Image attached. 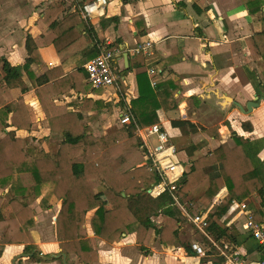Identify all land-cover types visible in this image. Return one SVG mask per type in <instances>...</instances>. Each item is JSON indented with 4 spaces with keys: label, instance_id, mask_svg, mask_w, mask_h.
Returning <instances> with one entry per match:
<instances>
[{
    "label": "trees",
    "instance_id": "16d2710c",
    "mask_svg": "<svg viewBox=\"0 0 264 264\" xmlns=\"http://www.w3.org/2000/svg\"><path fill=\"white\" fill-rule=\"evenodd\" d=\"M242 1L249 15L262 22V31L247 42L253 57L264 61L263 0ZM85 2L80 1L81 7ZM80 8L70 11L65 2L49 4L35 24V34L28 37L26 63L30 67L42 64L43 48L52 46L60 58L58 65L33 80L50 132L62 137L55 154L34 157L26 151L23 138L17 136L18 131H30L33 121L21 92L11 84L19 79L20 73L6 59L1 62L0 188L6 194L0 196V228L5 229L9 242L24 244L25 252L33 253L30 259L34 262L55 260L37 251L38 239L32 230L36 212L28 203L34 197L42 211L60 205L54 224L56 241L63 254H75L82 264L99 261L88 226L95 236L110 244L135 234L138 249L146 254H150L153 240L176 249L184 247L180 238L185 217L182 210L189 215L205 211L225 188L227 195L207 220L206 232L214 241L225 239L239 244L240 230L228 226L232 202L257 195L260 207L264 208V159L259 157L264 150V138L243 142L233 135L231 142H222L213 151L215 165L197 169L195 154L202 144H195L190 137L201 132L221 140L219 128H201L189 119L172 122L171 126L180 131V137L173 139V143L185 142L177 150L186 171L177 191L156 193L161 178L154 170L139 167L147 150L134 141L133 132L137 127L160 123V112L179 109L176 95L181 82L173 75L164 76L160 69L150 77L144 56L130 55L128 67L119 73L118 82L123 86L122 78L128 73L135 76L137 95L129 103L132 121L112 128L103 136H95L90 125L93 118L83 119L71 108L81 106L83 111L99 115L104 109L111 111L112 102L86 97L69 105L54 103V98L61 95H86L89 88L84 85L88 77L84 66L102 53L101 47L107 42L103 31L97 33L93 24L83 19ZM106 22L119 23L120 17L104 19L102 26ZM121 43V39H116L109 50L119 49ZM71 66L73 70L66 72ZM119 103L123 106V99ZM188 108V116L193 118L195 108L192 105ZM243 127L248 129L247 124ZM180 152L185 153L187 161L182 160Z\"/></svg>",
    "mask_w": 264,
    "mask_h": 264
},
{
    "label": "crops",
    "instance_id": "0c3cea01",
    "mask_svg": "<svg viewBox=\"0 0 264 264\" xmlns=\"http://www.w3.org/2000/svg\"><path fill=\"white\" fill-rule=\"evenodd\" d=\"M21 1L24 0H0V66L2 60L6 59L19 73L25 72L31 86L34 84L33 80L41 78L45 71L58 65L60 58L51 46L40 50L42 64L38 67H30L26 62L18 61L19 56L25 61L28 59V31L35 27L47 6L53 3L50 0L48 5L43 7L44 0H26L28 5L18 6ZM90 1L93 0H87L85 4ZM107 2L105 14L92 21L95 23L93 25L95 31L97 33L103 31L108 42L122 40L119 48L121 55L112 61V66L118 68V73L126 69L125 53L129 58L135 54L136 48L150 43L152 45L150 58L139 53L144 56L149 76H153L160 69L164 76L173 75L181 82V90L176 95L180 107L176 112H160L158 124L161 128L172 140L180 137L179 129L171 126L174 121L189 119L201 128H219L221 140L201 132L191 136L192 142L202 144L194 162L197 169L215 165L217 160L213 151L222 142H231L233 135H237L243 142L264 138V61L253 57L247 42L248 38L262 31V22L249 15L242 0H107ZM262 14L264 17V0ZM115 17H120L119 23L106 22L102 26V20ZM44 65L45 70L42 69ZM73 68L74 66L67 68L66 72ZM150 69L155 70L153 75H150ZM42 70L43 75L40 73ZM117 76L119 77V74ZM16 81L12 82L13 86ZM122 81L123 90L118 87L88 90L86 95L80 97L69 93L55 97L54 103L59 98L63 100V104L56 102V105H69L78 102L77 98L86 97L112 102L111 111L102 113L90 123L96 135V132L100 133L98 135H105L110 127L117 125L121 117L130 115V100L137 95L134 74L128 73ZM34 90L22 93L27 106L30 100L35 101ZM120 99H123V106L119 103ZM250 103L257 106L252 105V110L248 112L246 107ZM189 105L194 106L196 111L193 118L188 116ZM31 106L30 114L33 111L37 113V109H40V121L43 120L47 126L45 129L47 136L51 138L56 136L49 130L38 98ZM71 110L78 111V115L83 119H89L93 115L92 112L83 111L81 106H74ZM32 121L35 125V121ZM243 124H247L248 129L244 128ZM28 133L29 131H18L17 136ZM1 137L3 134H0ZM152 142L153 146L150 145ZM146 144L153 148L156 145L155 137L146 138ZM144 146L147 150L145 144ZM210 157L213 161L207 163L206 159ZM259 157L261 160L264 159V150ZM198 162H203L204 165L198 166ZM142 166L144 165L139 167ZM5 194L6 190L0 188V196ZM226 195L227 190L224 188L215 199H218L220 204ZM31 200L28 203L36 212L32 230L36 232L38 239L37 251L50 255L55 260L48 263L34 262L30 259L33 253H26L24 244L10 243L9 237L5 233H0L2 252L0 264H68V262L82 264L75 254L69 256L63 254L56 241L54 218L57 217L60 205L42 211L38 200L35 198ZM256 205V214L264 220L262 215L264 208L260 207L258 196ZM5 213L8 216V210ZM50 217L53 223L52 233H45ZM236 227L239 229L238 225ZM87 229L92 246L99 254V261L96 264H221L219 258L199 257L189 251L192 242L187 240L189 236L186 235L183 237L180 235L184 247L166 248L153 240L149 246L151 252L146 254L138 249L135 234L125 236L118 243L110 244L95 236L89 226ZM240 232V242L237 245L243 249L246 257L249 260L261 258L257 243L247 233ZM250 240H253L252 243ZM199 243L205 245V240L202 239Z\"/></svg>",
    "mask_w": 264,
    "mask_h": 264
},
{
    "label": "built area",
    "instance_id": "2783aa9c",
    "mask_svg": "<svg viewBox=\"0 0 264 264\" xmlns=\"http://www.w3.org/2000/svg\"><path fill=\"white\" fill-rule=\"evenodd\" d=\"M107 0H93L82 7V17L86 21L102 17L106 12ZM111 44L99 56L90 60L85 66L88 77L84 85L89 90L106 89L118 87L119 77L112 70V61L121 55L120 49L109 50ZM150 43L134 50L135 54L142 53L150 58L152 53ZM154 69H150V75L154 74ZM132 121L130 115L120 118L121 125H129ZM155 137L156 145L150 148L146 144V138ZM134 141L138 144H145L147 147V157L145 166L154 170L160 176L161 181L155 187L156 193L164 191L175 192L177 185L185 174L186 168L178 157V150L170 135L164 131L159 124L147 128L137 127L133 132ZM264 200V197L262 198ZM219 200L214 199L203 212L196 211L189 215L182 210L183 215L191 222L193 227L203 235L208 245L199 242H192L189 251L194 252L199 257H216L221 260V264H264V220L256 214L257 195L249 197L243 201L234 200L232 202V213L229 216L228 226H239V230L247 233L253 239L261 251V258L249 260L243 249L237 244L228 240L214 241L206 232L207 220L211 218L219 206Z\"/></svg>",
    "mask_w": 264,
    "mask_h": 264
},
{
    "label": "rangeland",
    "instance_id": "374dc122",
    "mask_svg": "<svg viewBox=\"0 0 264 264\" xmlns=\"http://www.w3.org/2000/svg\"><path fill=\"white\" fill-rule=\"evenodd\" d=\"M50 0H44V3H43V7H46L47 5H48V2H49ZM61 1H63V2H65L66 4H68V9L70 10V11H72V10H74L75 8L76 9H78V8H80L81 7V5L79 4L80 2L79 1H81V0H52V2L53 3H58V2H61ZM22 2V1H21ZM17 3L18 4V6L20 5V6H26V5H28V2L26 1V0H24L22 3ZM82 8V7H81ZM82 10L80 9V12H81ZM38 15L37 16H39V12L37 13ZM82 15V14H81ZM84 19V18H83ZM96 19H98V18H95V19H93V20H96ZM85 20V19H84ZM86 21V20H85ZM86 22H91V21H86ZM93 25L95 24L93 21L91 22ZM27 26H28V24H27ZM35 30V32H36V29H35V27H33V28H31L29 31H28V37H30V38H32L33 37V35L35 34V32H33ZM108 43H112V42H106L105 43V45H103L102 47H101V52H103L106 48H104ZM18 61H20V62H22V63H24V62H26L25 60H23V58L22 57H18ZM17 63V62H16ZM43 70H45L46 69V65H44L43 66V68H42ZM43 70L42 71H40V73H41V75H43ZM112 70H113V72H114V74L117 76L119 73H118V68L116 67V66H112ZM37 71V68H36V70H35V72ZM34 72V73H35ZM43 72V73H42ZM118 73V74H117ZM28 76V75H27ZM41 77V76H40ZM28 78L26 77V75H25V72L23 73V72H20V77H19V79L14 83V87L16 88V89H18L20 92H21V95H22V93L23 92H26V91H31V89H35L34 87H33V85H31V86H29V84L30 83H28V80H27ZM30 82V81H29ZM12 86H13V83H12ZM118 88H121L122 90H123V86H121L120 84H119V82H118ZM34 92H35V90H34ZM119 92V91H118ZM124 92H125V90H124ZM35 94V93H34ZM34 94H32V97L34 96ZM124 97H126V93L124 94ZM34 99H35V101L37 100V97H36V94H35V97H33ZM25 99V98H24ZM35 101H33V102H31V100H30V104L28 105L29 106V109H32V104L33 103H35ZM65 101V100H64ZM57 102V104H63V100H61V99H56L55 100V103ZM36 105V104H35ZM36 109H37V107H36ZM39 111H40V109H37V113H35L34 111H33V113H31V116H32V120H34L35 121V125H34V123H33V126H32V128H31V130L29 131V133L28 134H26V135H23V136H20V137H22L23 138V140H24V146H25V149H26V151L27 152H29L31 155H35L34 157H42V156H45V155H53V154H55V152L57 151V149H58V147H59V145H60V142L62 141V137L61 136H59V135H56V136H52L53 138H51V137H49V136H47V134H46V130L45 129H47V126L45 125V122L43 121V120H41L40 121V116H39ZM107 111V109H104L102 112H101V114L102 113H104V112H106ZM32 112V111H31ZM78 112V111H77ZM108 112V111H107ZM101 114H99V115H95V113H93V116H91V118H93V120L92 121H94V119L96 120V118H98V117H100V115ZM91 125V124H90ZM120 125H121V123H120V119H119V121L117 122V125H114V126H112V127H110L109 129H108V131L109 130H111L112 128H118V127H120ZM91 128H92V126H91ZM94 131L95 130H93V128H92V132H93V134L95 135V136H103V135H98V134H100V133H98V132H96L97 133V135L94 133ZM107 131V132H108ZM100 132H102V130L100 131ZM107 134V133H106ZM190 139H191V137H190ZM187 143V142H186ZM153 142H152V144H150L151 146H153ZM185 145V142H178V144L177 145H175L176 147H177V149H178V147H183ZM147 151H146V153L143 155V157H144V161H145V158L147 157ZM198 155V153H196L195 154V157ZM180 156L182 157V160L183 161H187L188 160V158L186 157V155H185V153L184 152H180ZM144 161L141 163V164H139V166L140 165H144L145 166V163H144ZM31 199H34V197L33 198H31ZM30 199V200H31ZM29 200V201H30ZM32 201V200H31ZM52 217V216H51ZM51 217L48 219V223H47V232H45V233H52V228H51V226H53V223H52V219H51ZM0 233H5V229L4 228H0ZM182 237L183 236H185L186 235V237H188L187 238V240L188 241H191V242H194V241H196V242H200L202 239H206L204 236H201V234L198 232V231H196L195 230V228L193 227V225L191 224V222L186 218V217H184V223H183V228H182ZM251 241H253V240H250V242ZM252 243V242H251ZM254 243V242H253ZM68 262V261H67ZM68 264H72V262L70 263V262H68Z\"/></svg>",
    "mask_w": 264,
    "mask_h": 264
},
{
    "label": "water",
    "instance_id": "95a60500",
    "mask_svg": "<svg viewBox=\"0 0 264 264\" xmlns=\"http://www.w3.org/2000/svg\"><path fill=\"white\" fill-rule=\"evenodd\" d=\"M124 64H125V68H127L128 67V54L127 53L124 54ZM252 105L257 106V104H255V103H250L246 107L248 112H250L252 110ZM56 219H57V217L54 218V222H56ZM63 259H64V263H65L64 255H63Z\"/></svg>",
    "mask_w": 264,
    "mask_h": 264
},
{
    "label": "bare ground",
    "instance_id": "6f19581e",
    "mask_svg": "<svg viewBox=\"0 0 264 264\" xmlns=\"http://www.w3.org/2000/svg\"><path fill=\"white\" fill-rule=\"evenodd\" d=\"M208 161H211V162H212V161H213V158L210 157V158L206 159V162H207V163H209ZM197 165H198V166H202V165H204V164H203V162H198Z\"/></svg>",
    "mask_w": 264,
    "mask_h": 264
}]
</instances>
